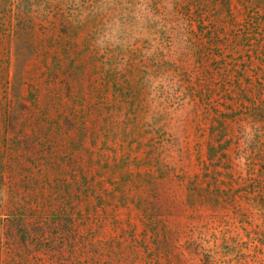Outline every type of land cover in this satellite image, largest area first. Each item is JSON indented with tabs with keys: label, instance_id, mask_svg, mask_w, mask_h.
<instances>
[{
	"label": "rangeland",
	"instance_id": "1",
	"mask_svg": "<svg viewBox=\"0 0 264 264\" xmlns=\"http://www.w3.org/2000/svg\"><path fill=\"white\" fill-rule=\"evenodd\" d=\"M0 264H264V0H0Z\"/></svg>",
	"mask_w": 264,
	"mask_h": 264
}]
</instances>
